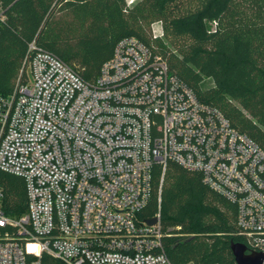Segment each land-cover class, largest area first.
Here are the masks:
<instances>
[{
  "label": "built area",
  "instance_id": "1",
  "mask_svg": "<svg viewBox=\"0 0 264 264\" xmlns=\"http://www.w3.org/2000/svg\"><path fill=\"white\" fill-rule=\"evenodd\" d=\"M26 63V79L0 94V170L27 192L12 214L0 183V264H172L161 213L141 217L154 166L164 175L171 162L235 203L240 233L264 254V149L161 55L124 37L94 81L35 41Z\"/></svg>",
  "mask_w": 264,
  "mask_h": 264
},
{
  "label": "trees",
  "instance_id": "2",
  "mask_svg": "<svg viewBox=\"0 0 264 264\" xmlns=\"http://www.w3.org/2000/svg\"><path fill=\"white\" fill-rule=\"evenodd\" d=\"M157 22L163 36H154ZM129 36L161 55L200 101L264 149V0H0V94L26 79L32 41L94 81ZM208 79L213 83L204 88ZM0 183L8 212H24L25 180L0 170ZM158 212L172 264H237L235 243L252 251L237 226V205L199 172L171 162L163 175L155 165L141 217ZM42 264L64 263L43 255Z\"/></svg>",
  "mask_w": 264,
  "mask_h": 264
},
{
  "label": "water",
  "instance_id": "3",
  "mask_svg": "<svg viewBox=\"0 0 264 264\" xmlns=\"http://www.w3.org/2000/svg\"><path fill=\"white\" fill-rule=\"evenodd\" d=\"M157 221L156 217L148 219L149 224H155ZM233 250L237 264H264V254L259 251H249L246 244L235 243Z\"/></svg>",
  "mask_w": 264,
  "mask_h": 264
},
{
  "label": "rangeland",
  "instance_id": "4",
  "mask_svg": "<svg viewBox=\"0 0 264 264\" xmlns=\"http://www.w3.org/2000/svg\"><path fill=\"white\" fill-rule=\"evenodd\" d=\"M135 1H137V0H135ZM135 1H134V2H135ZM154 29H155V31H156L157 33L160 32V30H161V26H160V24H159V23H156V24L154 25ZM212 83H213L212 79H208V80H206V81H204V82L202 83V86H203L204 88H207V87L211 86Z\"/></svg>",
  "mask_w": 264,
  "mask_h": 264
},
{
  "label": "snow or ice",
  "instance_id": "5",
  "mask_svg": "<svg viewBox=\"0 0 264 264\" xmlns=\"http://www.w3.org/2000/svg\"><path fill=\"white\" fill-rule=\"evenodd\" d=\"M30 251H34L35 250V248L34 247H30V249H29Z\"/></svg>",
  "mask_w": 264,
  "mask_h": 264
},
{
  "label": "clouds",
  "instance_id": "6",
  "mask_svg": "<svg viewBox=\"0 0 264 264\" xmlns=\"http://www.w3.org/2000/svg\"><path fill=\"white\" fill-rule=\"evenodd\" d=\"M27 247L30 249V247H34V246L33 245H28Z\"/></svg>",
  "mask_w": 264,
  "mask_h": 264
}]
</instances>
